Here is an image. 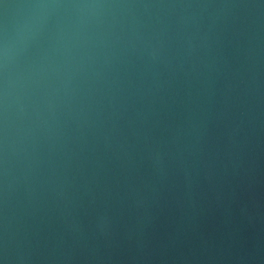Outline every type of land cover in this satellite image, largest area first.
<instances>
[{"label": "water", "instance_id": "obj_1", "mask_svg": "<svg viewBox=\"0 0 264 264\" xmlns=\"http://www.w3.org/2000/svg\"><path fill=\"white\" fill-rule=\"evenodd\" d=\"M0 264H264V0H0Z\"/></svg>", "mask_w": 264, "mask_h": 264}]
</instances>
